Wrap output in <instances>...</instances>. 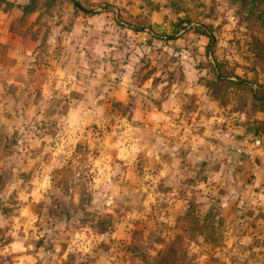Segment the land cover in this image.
Masks as SVG:
<instances>
[{
    "label": "rangeland",
    "instance_id": "374dc122",
    "mask_svg": "<svg viewBox=\"0 0 264 264\" xmlns=\"http://www.w3.org/2000/svg\"><path fill=\"white\" fill-rule=\"evenodd\" d=\"M76 1L0 0V264H264V0Z\"/></svg>",
    "mask_w": 264,
    "mask_h": 264
},
{
    "label": "trees",
    "instance_id": "16d2710c",
    "mask_svg": "<svg viewBox=\"0 0 264 264\" xmlns=\"http://www.w3.org/2000/svg\"><path fill=\"white\" fill-rule=\"evenodd\" d=\"M36 1L37 0H28V3L26 4V6H24L22 8L23 13L24 14H28V13H31L34 9H36V7H35ZM69 1L72 2L76 8H79V9L83 10L81 8L80 4L76 0H69ZM132 29L134 31L140 30V29H137V28H132ZM200 33L202 35L207 36L208 38H210V40L212 42L215 39L214 36L212 34H210L209 32H200ZM217 79L218 80H222V81L223 80H227V82H230L231 81L230 79L221 77L220 75L217 76ZM230 83H232V84H243V83H246V81L239 80V79L236 78L235 80L233 79V81L230 82ZM252 90H253V88L251 87V91ZM253 98L256 101L261 102L262 104L264 103V97L257 96L255 92H253ZM196 225L198 226L197 223H196ZM171 254H173V256H168V257L163 256V257H160V258H154L152 264H175L176 263V259H175V249H172Z\"/></svg>",
    "mask_w": 264,
    "mask_h": 264
},
{
    "label": "crops",
    "instance_id": "0c3cea01",
    "mask_svg": "<svg viewBox=\"0 0 264 264\" xmlns=\"http://www.w3.org/2000/svg\"><path fill=\"white\" fill-rule=\"evenodd\" d=\"M5 16H7L6 14H4ZM157 17V16H156ZM158 19V18H157ZM156 19V20H157ZM1 23V22H0ZM4 27V26H3ZM1 31V34H0V42L1 43H4V44H10V43H12L13 45H14V41H15V38H16V34H13L12 32H10V29L8 28L7 29V27H6V29L4 30V28L2 29V30H0ZM159 110V109H158ZM158 113L159 114H162V111H161V109L158 111ZM163 116L161 117V118H159V121H160V119H162V118H166V117H169L166 113L165 114H162ZM152 117V115H151V113H147V110H143V112L141 113V115L139 116V118H134V119H137V122L138 121H140V122H146V119H147V117ZM141 126V125H140ZM166 129H169V128H166ZM175 132H177V131H175ZM145 134V133H144ZM144 134H142V137L143 138H145V139H147L148 137H146V135L144 136ZM162 135V134H161ZM168 135H171L170 133L168 134V133H166V136H167V138H165L164 136H159V137H156V139L155 138H153V142H157L158 143V141L159 140H162L163 142L164 141H166V140H168L169 139V141L171 140L170 138H169V136ZM174 135H176V134H174ZM151 140V139H150ZM210 145H211V143H210Z\"/></svg>",
    "mask_w": 264,
    "mask_h": 264
},
{
    "label": "water",
    "instance_id": "95a60500",
    "mask_svg": "<svg viewBox=\"0 0 264 264\" xmlns=\"http://www.w3.org/2000/svg\"><path fill=\"white\" fill-rule=\"evenodd\" d=\"M150 139H151L150 142H153V138H150ZM231 158H232V161L234 162V159H235V158H234V156H233L232 154H231ZM233 162H232V163H233Z\"/></svg>",
    "mask_w": 264,
    "mask_h": 264
}]
</instances>
